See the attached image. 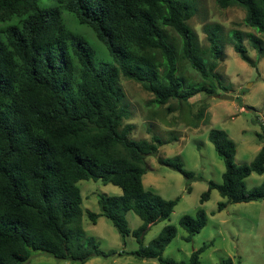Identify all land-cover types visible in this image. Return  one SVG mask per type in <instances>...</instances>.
I'll use <instances>...</instances> for the list:
<instances>
[{
	"label": "trees",
	"instance_id": "obj_1",
	"mask_svg": "<svg viewBox=\"0 0 264 264\" xmlns=\"http://www.w3.org/2000/svg\"><path fill=\"white\" fill-rule=\"evenodd\" d=\"M217 2L221 7H242L245 24L264 32V0ZM63 10L94 32L114 64L95 61L88 40L64 24ZM194 11L191 0H57L50 5L0 0V264H25L32 252L79 264L123 253L161 264H199L203 247L193 250L188 261L163 257L176 234L172 224L133 251L100 250L79 224L82 197L76 184L100 179L121 188L119 195L99 194L100 212L87 211V216L93 224L104 216L122 237L131 233L140 239L150 224L170 215L177 199H165L142 183L145 158L156 155L163 141L157 136L129 138L133 125L123 124L129 113L119 79L122 75L141 83L157 105L185 102L201 92L200 87H183L176 76L175 50L165 31L171 28L180 35L182 58L206 76L195 33L187 24ZM219 30V24L205 26L214 58L210 71L222 51ZM246 35L262 54L260 40ZM232 38L234 50L255 65L242 32L233 30ZM208 139L224 171L220 183L208 182L200 202L208 199L211 189L229 202L264 199V180L250 189L245 184L252 172L264 173V146L251 162L237 164L235 143L224 130L211 129ZM157 159L187 179V190L191 180L202 179L183 167L179 155ZM226 204L219 202L218 210ZM129 210L142 220L133 230L125 217ZM206 220L199 208L194 216H181L179 224L190 237ZM220 264L234 262L227 257Z\"/></svg>",
	"mask_w": 264,
	"mask_h": 264
},
{
	"label": "rangeland",
	"instance_id": "obj_2",
	"mask_svg": "<svg viewBox=\"0 0 264 264\" xmlns=\"http://www.w3.org/2000/svg\"><path fill=\"white\" fill-rule=\"evenodd\" d=\"M195 11L187 24L195 33L196 53L204 66L206 76L194 69L181 56V37L171 28H165L168 41L175 50L176 76L183 87H200L185 102L170 100L165 105H157L151 92L141 83L120 75L119 85L123 92L129 116L123 124L133 125L129 138L133 140L159 137L163 143L156 155L145 158L146 172L142 183L165 199H177L170 215L149 225L137 239L131 233L122 237L104 216H99L93 224L87 211L99 213L98 195H119L121 188L100 179H81L76 184L80 190V226L85 235L93 236L100 250L107 252H130L140 245H147L167 224L176 227V234L163 250V257L188 261L193 250L201 247L199 264H220L230 257L234 264H264V199L248 202H229L211 189L207 200L200 202L201 194L208 189V182L220 183L224 171L222 158L217 154L208 139L211 129L224 130L236 146L234 161L237 164L253 160L264 146V49L259 54L251 33L258 38L264 48V32L249 27L244 22L245 10L238 5L221 7L217 0H191ZM44 5L57 3V0H40ZM67 28L83 35L94 49L96 62L114 64L106 45L97 39L86 25L79 24L68 12H62ZM3 24L0 21V26ZM219 24L218 37L222 46L220 57L213 70L209 65L214 61L209 49L205 26ZM243 34V45L247 55L255 63L252 65L241 58L234 50L232 31ZM213 89L212 93H208ZM229 94L233 99L221 98ZM201 111L200 118L198 117ZM179 155L186 170L200 174L202 179L190 181L178 171L160 164L158 157ZM264 180V173L252 172L245 178L247 188H253ZM227 202L218 210L219 202ZM202 208L207 220L204 227L188 237V232L179 224L184 214L195 215ZM128 226L136 229L142 220L132 211L125 214ZM188 237V238H187ZM25 264H79L66 259H58L44 252H32ZM84 264H161L156 259H141L123 253L110 256H95Z\"/></svg>",
	"mask_w": 264,
	"mask_h": 264
},
{
	"label": "water",
	"instance_id": "obj_3",
	"mask_svg": "<svg viewBox=\"0 0 264 264\" xmlns=\"http://www.w3.org/2000/svg\"><path fill=\"white\" fill-rule=\"evenodd\" d=\"M220 97L221 98H226V99H233V96L229 95V94H221Z\"/></svg>",
	"mask_w": 264,
	"mask_h": 264
}]
</instances>
